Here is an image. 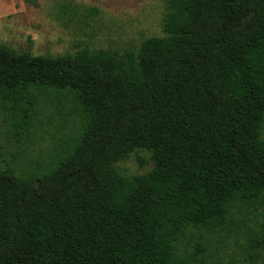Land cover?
Instances as JSON below:
<instances>
[{"label":"trees","instance_id":"trees-1","mask_svg":"<svg viewBox=\"0 0 264 264\" xmlns=\"http://www.w3.org/2000/svg\"><path fill=\"white\" fill-rule=\"evenodd\" d=\"M167 4L164 34L137 50L0 43V116L19 146L51 97L81 122L45 166L0 162V264H203L204 247L180 250L192 229L264 210V0ZM139 150L152 169L123 175ZM261 249L254 233L248 253Z\"/></svg>","mask_w":264,"mask_h":264},{"label":"rangeland","instance_id":"rangeland-1","mask_svg":"<svg viewBox=\"0 0 264 264\" xmlns=\"http://www.w3.org/2000/svg\"><path fill=\"white\" fill-rule=\"evenodd\" d=\"M167 12V0H0V43L35 56L75 54L85 48L137 50L146 39L164 34ZM70 108L52 97L44 102L29 140L21 146L10 134L14 128L5 119L9 114L0 116V162L17 155L18 168L47 165L79 132L80 120L67 116ZM117 167L127 177L145 174L153 167L152 156L139 150ZM254 233L264 234V210L241 204L226 225L192 229L180 250L194 254L195 248L204 247L203 264H264V249L258 259L248 253Z\"/></svg>","mask_w":264,"mask_h":264}]
</instances>
